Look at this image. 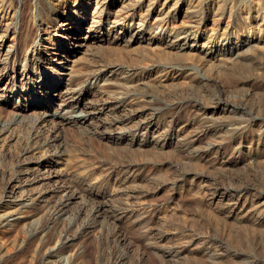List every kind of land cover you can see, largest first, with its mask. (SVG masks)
I'll list each match as a JSON object with an SVG mask.
<instances>
[{"label":"bare ground","instance_id":"6f19581e","mask_svg":"<svg viewBox=\"0 0 264 264\" xmlns=\"http://www.w3.org/2000/svg\"><path fill=\"white\" fill-rule=\"evenodd\" d=\"M33 5L34 10L37 11L34 14L36 34L32 40L25 36L22 46H15L6 42L5 38L10 34L16 36L19 32L18 11L13 7V0H0V9L4 12L0 16V38H2L0 43V117L7 112L9 100H12L15 95L25 98L24 111L34 109L39 114L38 122L34 120L35 122L27 123L33 131L29 132L30 143L28 146L25 145L22 159L17 162L18 167L13 172L8 170L12 172L11 177L17 183L11 187L10 191H1L0 201H4L7 209L12 211L1 215L0 224L8 219V214L26 215L25 213L29 209L36 206L52 208L48 221H45L35 231L36 235L40 233L45 235L42 242L46 246L56 237L58 221L67 212L69 200L79 196L87 201L84 207L89 202H93L89 208V219L85 222L84 227L92 226L96 222V218L101 217L106 220V223L112 222L117 228L115 230L119 232L121 240H124L126 238L123 232L118 230L120 229L118 221L126 216L125 212L129 210V207L136 208V204L142 202L140 200L145 199L152 190L142 187L141 183L136 188L132 186V189L129 188L130 190L125 193L122 192L124 195L126 194V198L123 200L115 202L111 199L112 203L109 202L110 204L105 200L112 194L113 187L107 175L100 171V167L106 163L110 165V168L123 170V168L133 165L128 156L130 152H143V142L138 143L136 140L134 142V139L129 138L127 134L131 129H128L127 126H119L118 123H124L134 114L141 117L145 115L144 120L138 121L133 128V135H135L134 133L140 129L146 127L149 129L152 125H159L160 115L173 119L174 115L170 109L172 106L185 108L194 103L193 105L198 106L199 109L203 107V111L197 113L198 116L196 115V120L199 123L196 129L185 139L176 142L177 150L188 156L192 161L191 165L194 166L198 159L206 158L207 153L213 152L209 145L201 148L193 145L200 135L212 134L214 141L210 143L213 148L220 147L217 138L226 140V137L233 136L238 129L243 128L244 125L240 126L236 122L239 123L243 119L244 121L245 119L247 121H264V115L259 111L249 109L250 107L248 108L246 104L236 103L232 98L224 96L226 87L223 85L229 80H235L240 83L239 88L246 89L247 92L255 88H261L264 91V80L253 81L262 80L259 78L262 77L264 70V0H34ZM10 8L12 9L8 11ZM225 16L230 18L226 23H224ZM90 17H93V22L95 21L99 25L89 24ZM111 18L123 19L125 22L130 20L131 22L128 27L119 31L116 30L119 25L116 22L106 28L107 32H102L101 26L108 23ZM152 18H155L157 24H153L151 29L154 30L156 26L161 27L159 33L163 35L162 37L152 34L150 37L145 36L146 26ZM23 19L24 17H22L21 23ZM137 19L140 20L138 23L144 26L143 28L136 29L134 24L137 23ZM178 19H181L179 27L170 29L169 26L164 29L166 23H172ZM210 23H212V29L208 27ZM222 27H224L225 33L223 34L224 38L221 39L218 34ZM42 28L48 30L45 33L47 35L41 37V42L46 41V44L40 45L39 43L38 45L36 39L40 36ZM84 29H87L86 35L81 33ZM209 29L215 32L209 34ZM52 30L63 32L65 38L74 42L67 43V46L61 45L52 48L49 45L50 38L54 36ZM111 31H117V35L113 39L108 38ZM158 41L163 45L165 50L162 51L165 54L174 55L176 53L181 60L149 63L150 65L145 67L144 79L131 77L130 71L134 67L127 68V65L122 64L100 63L98 55L94 52L96 45H100L102 42H108L111 45L123 42L128 46L135 42L139 44L146 42L153 46ZM21 52L28 56L21 58L19 54ZM202 52H204L205 61L214 62L211 68L212 74L207 76L197 75L192 71L193 68L184 61L197 55L201 57L199 53ZM81 54L83 56L78 57ZM247 57L251 60V64L255 63L254 70L256 72L252 76L246 75L247 70L238 63ZM225 62L227 68L223 71V78L218 77L222 70L221 66ZM113 67L114 69L110 70ZM108 70L114 76L107 79L100 78ZM153 71L157 73L160 71L161 74L152 78ZM124 73H126L125 76ZM20 75L21 78L18 77ZM95 77L96 81L92 83L90 79ZM146 78L156 81L150 83L146 81ZM262 78L264 79V77ZM173 82L178 84L183 82L179 88H183L185 96L178 101H174L173 98L177 97L168 94L165 89L169 84L173 85ZM65 86H70V88L62 91ZM17 88H21L19 91L23 95L16 93ZM194 91H198L206 101L208 100V103L214 105L204 106V98L196 96ZM143 96L149 98L150 103L152 102L149 107L143 110L138 109L132 113L129 109L132 114L124 116L122 114L112 116L107 112L116 111L124 106L126 108L128 101H137ZM58 97L59 100H63L64 97L62 105L67 107L68 114L62 115L59 124L50 126L46 123L47 119L43 115L53 109L52 101ZM65 97L67 98L65 99ZM158 99L162 102L157 101ZM163 103H167V107H162ZM207 111L212 115L208 116ZM218 111L222 114L215 117L214 115ZM101 114H105L106 117L100 119ZM96 117L102 120L101 123H96L97 120H94ZM23 126L26 128V124L23 125V123L15 126L6 123L0 124V153L4 158L11 155L12 145L20 138L17 129H21L20 127ZM116 128H119L120 131H117ZM116 132L120 135H115ZM86 133L102 137L107 134L105 138L110 143L109 148L113 149L112 154L99 156L98 153L86 151V148L84 149L82 146L84 143H81L80 140V136L86 135ZM261 141L264 146V140ZM76 151L80 152L81 158L78 156V159L75 157L76 155H72L74 152L77 154ZM67 155L69 159L62 160ZM218 162L217 168L228 170L237 164L238 159L230 155L228 159ZM194 169L189 166L177 169L175 182L187 178L188 174L205 176L204 172ZM16 187L19 190L22 188L21 194L6 200L4 196L6 197L7 194L5 193H12ZM221 188L223 190L213 191L214 201H216L214 203L216 208H214L218 212H216L218 215H215L220 217L219 221L222 220L225 222L224 224L233 222L234 227L238 230L237 237L232 239L236 246L244 245L246 248V244L248 246L249 244L260 245L262 255H253L254 253L246 251L243 247L238 249L235 245L234 247L237 249L232 250L228 243L221 242L222 252L216 253L214 250L211 255L212 260L205 264H228L223 261L222 256L229 254L237 256L242 261L247 258L254 263L264 264V189H259L260 185L252 181L236 179L232 182H223ZM251 196L255 197L254 202H251L253 200L250 199ZM26 200H31V205H28ZM140 215L136 213L135 216H132L131 221L135 223V226H147V218H140ZM47 224L53 231L46 232ZM147 227L153 228L152 226ZM157 238L164 240L167 238V234L160 232ZM210 240L212 241V239ZM65 243V240H61L58 249L63 248ZM232 243L230 244L233 245L234 243ZM51 250L49 254L52 253ZM181 252L177 246H170L163 250V256L166 257H162V264H169L170 261L166 260L168 255L173 257L174 254H178L179 256ZM182 257L184 258V256ZM240 260L238 263L244 264L240 263ZM197 261L186 262L183 259V261L178 260L177 262L178 264H201ZM129 262L128 252H125L115 255L111 264H128ZM2 263L0 262V264Z\"/></svg>","mask_w":264,"mask_h":264},{"label":"rangeland","instance_id":"374dc122","mask_svg":"<svg viewBox=\"0 0 264 264\" xmlns=\"http://www.w3.org/2000/svg\"><path fill=\"white\" fill-rule=\"evenodd\" d=\"M33 2L34 0H13V7H15L18 11L17 26L19 32L16 36L14 34H10L5 38L6 42L9 44L15 46L21 45L23 44L25 36H28L31 40L35 36L36 22L34 14H36L37 11L34 10ZM11 9L12 8L8 11ZM3 13L2 9H0V16L3 15ZM22 17H24V19L21 23ZM229 19L230 18L228 16H225L224 23L228 22ZM93 20L94 18L90 17L91 22L89 24L94 23L99 25L97 22H93ZM95 20L97 19L95 18ZM116 22L119 23L116 27V30L119 31L122 30V28L124 29L125 27H128L131 21L128 20L125 22L123 19L111 18L108 23L103 25L104 27L101 26L102 32H107L106 28L114 25V23L116 24ZM136 22L137 23L134 24L136 29L144 27L138 23L140 22L139 19H137ZM155 23V18L150 19V22L146 26V37H150L152 35H156L157 37L163 36L159 33L161 27L156 26L154 27V30L151 29V26ZM180 23L181 19L172 23L168 22L165 24L164 29H167L169 26L170 29L173 27L177 28L180 26ZM208 27L212 29V23H210ZM117 31H111L110 37L108 36V38L113 39V37L117 35ZM224 31V27L219 29L220 34L218 35L221 39L224 38ZM47 32L48 30H46V28H42V30H40V36L36 39V41H38V45L39 43L40 45L46 44V41L41 42V37L46 36L47 34L45 33ZM214 32V30L209 29V34ZM55 33L57 34L55 35ZM81 33L86 35L87 29L82 30ZM52 35L54 36L53 38H50L49 44L52 48H57L61 45L67 46V43L74 42L65 38L64 33L61 31L52 30ZM1 41L2 38H0V43ZM124 44L125 43L122 42L121 44L111 45L108 42H102L100 45H96L94 52L98 55L100 63L102 64H122L124 66L127 65V68L134 67V69L130 71V74H132L131 77L134 76L136 79H144V75L146 73L145 67L154 61L164 62L173 60L176 62L181 60L177 57L176 53L174 55L165 54L162 51L165 49L159 41L153 46L148 45L146 42L142 44L135 42L132 43L131 46ZM19 54L21 58L28 56L24 55L25 53L23 52ZM199 54L201 57H199V55L193 56L190 59L184 60L185 63L190 65L193 68L192 71L196 72L197 75L207 76L212 74L211 68L214 62L211 60L205 61L203 58L204 52ZM80 56H83V54L78 57ZM238 63L244 66L247 70L246 75L249 74L252 76V74L256 72L254 70L255 63L251 64L252 62L248 57L241 59ZM225 65L226 62L221 66L222 70L220 71V75H218V77L221 76L223 78V71L227 68V65ZM112 69H114V67L110 70ZM110 70L104 72L100 78L105 77L107 79L113 77L114 74H112ZM154 71L152 73V78L161 74L160 71L158 73ZM125 75L126 73H124V76ZM18 77L21 78V75ZM262 77H264V70ZM262 77L259 78L262 80L253 81L261 82L264 80ZM90 80L94 83L96 81V77ZM146 81L155 83L156 80H148L146 78ZM174 83L177 82H173V85L169 84L168 87L164 88L168 94H172L173 97H177L173 98L174 101H178L179 99H182L181 97L185 96L183 88H179L183 82H180L181 84ZM223 85L226 87L224 96L232 98L236 103H244L248 108L250 107L249 109L252 108L264 115V91L261 88H255L254 90H249L247 92L246 89H240V83L235 80H229ZM68 87L70 88V86L63 87L62 91H66ZM20 89L21 88H17L16 93L23 95L19 91ZM194 94L200 98L202 97V99L204 98V106L214 105L213 103H208V100L206 101L205 97L200 95L198 91H194ZM66 98L67 97H65V99ZM141 99L137 101H128L126 108L125 106L122 107L124 108L123 110L121 108L116 111L111 110L107 112L112 116H119L121 114L122 116L125 114L130 115L138 109L143 110L144 108L149 107L152 103H150L148 100L149 98L145 96L141 97ZM63 100H59V97L53 99V109L43 115L46 117V123L48 125L52 126L59 124L62 119V115L68 114L67 107L62 105L64 103ZM157 101L162 102L160 99ZM193 104H190L185 108L172 106L170 109L174 115L173 119L160 115L159 125H152L149 129L147 127L140 129L134 133L135 135H133V128L138 121H142V119L144 120L145 115L141 117L134 114L124 123L117 124L119 126H127L128 129H131L130 132L127 133L129 138L134 139V142L135 140L138 143L143 142V152H130L128 155L130 158H128L130 162H133L132 164L134 166L131 165L125 167L123 170H119V168H110V165L106 163L100 167V171L107 175L113 187L112 194L107 196V199L105 198V200H107V203H112L111 199L115 202L123 200L126 198V194L124 195L123 193L130 190L129 188H136L139 184L141 185V183L142 187H148L150 188V191L152 190L150 193L151 195L149 194L145 199H141L140 201L142 202L136 204V208L129 207V210L125 212L126 216L118 221V225H120V229L118 230L123 232L126 239L121 240L119 232L115 230L117 228L114 227V224L109 221L106 223V220L101 217H97L96 222H94L92 226L84 227L85 222L89 219V208L93 205V202H89V204L84 207L85 204H87V201L83 200L79 196H76L69 200V207L67 206L66 209L67 212L62 215L58 221L57 230L54 229L56 230V237L53 238L46 246H44L42 242L45 235H42L41 233L36 235L35 231L45 221H48L47 219L52 213V208H44L41 206L40 208L39 206H36L35 208L32 207L29 209V211L25 213L26 215L21 213L8 214V219L4 223L0 224V262H4L2 264H111L115 255L128 252L130 259L128 264H162V257L165 256H163V250L170 246H177V248H180L182 252L179 256L178 254H174L173 257L172 255L171 257L168 255V259H165L170 261L169 264H178L177 261H183V259L186 262H196L198 260L197 262L205 264L212 260L211 255L214 250L216 253L222 252L220 246L221 242L228 243L232 250L243 247L246 251L252 254L254 253L253 255L261 256L262 248L260 245L255 246L254 244H249L248 246L246 244V248H244V245L239 247L236 246L234 240L232 239L237 237L238 230L234 227L235 225H233L232 221V223L227 222L228 224H224L225 222L222 220L219 221L220 217L217 216L218 212L215 209L216 206H214L216 201H214L213 191L216 189L223 190L221 188L222 183L232 182L234 179L252 181L257 185H260L259 189H264V146L261 144V140H264V138H262L264 137V121H247L246 119L244 121L243 119L239 122L241 124L235 121L240 126L244 125L243 128L238 129L233 136L226 137V140L217 138L219 140V146H221H215V149L210 143L214 141L212 134L200 135V138L195 140L193 145L198 148L203 146L208 147L209 145V148H212L211 151L213 152L207 153L206 158L198 159L197 163L193 166L191 165L192 161H190L188 156L181 153L176 148V142H179L191 135L190 133H192L199 124L196 120L198 116L197 113L203 111V107L199 109L198 106ZM23 105H25V98H22L21 96L17 97V95H15L12 100H9L7 112L0 117V124L6 123L13 126L20 123H23V125L26 124V128L23 126L24 128L20 127L21 129H17L20 138L12 145L13 149L11 155L4 158L0 153V198L4 190L10 191L11 187L17 183V181L11 177V173L18 167L17 162H20V159H22L21 157L25 152V147L30 143L29 132H32L33 130L28 127L29 124L27 123H32L37 120L39 121V114H37L38 111L34 109L24 111ZM161 105L162 107H167V103H163ZM129 109L132 113H130ZM207 113L208 116L212 115L209 111H207ZM221 114L222 113H219L218 111L214 116H221ZM78 115L81 114L79 113ZM105 117V114H101L100 119H104ZM96 118L94 119L95 121L97 120L96 123H101L102 120ZM86 130L85 132H87ZM116 130L120 131L119 128H116ZM106 135L102 137L100 135H91L90 133H86V135L80 136V140L81 143H84L82 146L84 149L86 148V151L98 153L99 156H105V154H112L113 151L112 148H109L110 143L107 142V139L105 138ZM115 135L119 136L120 134L116 132ZM220 140L226 142H222ZM229 140L230 142H228ZM135 146H138L137 143ZM135 146L134 148H136ZM21 147L24 149L20 150L22 149ZM78 153L80 154L78 151L77 154L74 152L72 155H76L75 157L79 159L82 155H79ZM230 155L238 159V162L234 167H231L228 170H221L216 167L219 165L218 161H222L224 159L226 160L230 157ZM66 158L69 159L68 155L64 156L62 160H65ZM185 166L195 168L194 170L196 171H202L205 176L199 177L195 174H188L186 175L187 178H184L185 180L183 179L180 180V182H175V179L177 178V169ZM9 169L12 172L8 171ZM1 172H3V174H1ZM156 185L159 186L157 187ZM21 189L22 188L19 190L17 187L14 188L12 193H5L7 196H4V198L6 200H10L11 198H14V195H20ZM12 195L13 197H11ZM254 198L255 197L253 196L250 197V199H253L251 202L255 201ZM25 202L28 205H31L32 203L31 200H26ZM8 211L12 210L7 209L4 201H0V221L2 220L1 215ZM136 213L141 214L140 218L146 217V220L148 221L147 226H152L153 228H148L143 225L135 226V223L131 221V219L132 216L136 215ZM51 231H53V229L49 224H47L46 232ZM160 232H165L167 234V238L164 240L158 239L157 235ZM74 235L76 236L73 238ZM210 239H212V241ZM61 240H65L66 243L63 248L58 249L61 244ZM229 242H233L234 244L232 243L233 245H231ZM209 245L210 247H208ZM234 245L237 248L234 247ZM50 250L52 252L51 254H49ZM182 256H184V258ZM222 259H224L223 261L228 264H239L238 260H240L237 256L230 254L222 256ZM239 262H243L244 264H257L247 258H245L244 261L240 260Z\"/></svg>","mask_w":264,"mask_h":264}]
</instances>
